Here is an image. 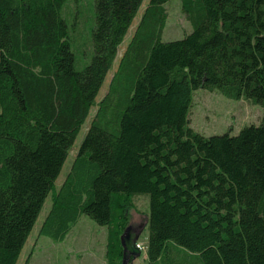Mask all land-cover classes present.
<instances>
[{
  "label": "trees",
  "instance_id": "1",
  "mask_svg": "<svg viewBox=\"0 0 264 264\" xmlns=\"http://www.w3.org/2000/svg\"><path fill=\"white\" fill-rule=\"evenodd\" d=\"M67 1L0 0V264L18 263L50 194L40 236L64 240L85 214L107 227V264H122L125 211L142 194L150 262L170 243L203 264H264V112L236 135L190 126L199 88L264 109V0H182L193 30L174 41L162 40L169 0H149L99 103L144 0H94L82 69Z\"/></svg>",
  "mask_w": 264,
  "mask_h": 264
},
{
  "label": "rangeland",
  "instance_id": "2",
  "mask_svg": "<svg viewBox=\"0 0 264 264\" xmlns=\"http://www.w3.org/2000/svg\"><path fill=\"white\" fill-rule=\"evenodd\" d=\"M148 2L149 0L143 1L119 50L115 64L109 72L103 88L97 97V103H99L107 93L110 80L116 71L119 58L132 38ZM165 7L167 21L162 34L163 41L179 40L184 38L186 34L192 32L193 26L182 10V0H169L165 4ZM63 14L70 29V36L72 39L71 45L76 55L77 68L82 69L90 63L93 56L90 34L92 26L94 25V0H68ZM96 110L97 108L95 106L91 111L89 119L82 126L75 145L70 151L62 172L55 183V190H58L65 181ZM263 112L264 109L262 106L253 104L246 99H232L219 91H209L199 88L193 94L190 126L204 136L221 135L225 133L236 135L245 126L259 124ZM132 202L133 204L127 207L125 211V214L127 213L126 215L129 217L127 226L133 225L135 231H139L140 226H143L140 240L138 241L146 245L149 235V225L147 221L150 211L149 196L146 194L137 195V197L133 198ZM51 206L52 194L47 198L39 219L17 264H25L29 256H31L30 260H32L30 264H77L81 260H87V262H106V260L98 254L99 251L97 250L100 249V252L105 250L106 241L103 237L107 227L97 224L85 214L79 215L74 222H68L70 229L64 240L56 241L52 237L40 236V227L49 213ZM99 243H101V245ZM146 250L147 248L142 251L141 256L135 260L134 264H203L199 254H193L185 248L175 244L169 243L162 257L155 262H150L148 260ZM120 261L122 262L123 258Z\"/></svg>",
  "mask_w": 264,
  "mask_h": 264
},
{
  "label": "water",
  "instance_id": "3",
  "mask_svg": "<svg viewBox=\"0 0 264 264\" xmlns=\"http://www.w3.org/2000/svg\"><path fill=\"white\" fill-rule=\"evenodd\" d=\"M148 221V218H147ZM143 226H140L139 231H135L133 225H128L121 235V245L123 247V264H128L131 257L139 258L142 251L136 247L141 230Z\"/></svg>",
  "mask_w": 264,
  "mask_h": 264
},
{
  "label": "crops",
  "instance_id": "4",
  "mask_svg": "<svg viewBox=\"0 0 264 264\" xmlns=\"http://www.w3.org/2000/svg\"><path fill=\"white\" fill-rule=\"evenodd\" d=\"M108 232V230L106 229L105 231H104V237L103 238H105V241H106V244H107V232ZM41 237H44V236H41ZM139 240H140V238H139ZM100 245H101V243H99ZM106 244H105V250L103 251V252H100L101 250L100 249H98L97 251H99V255H101L105 260H106V262L105 261H103V262H98V261H93V262H87V260H81L80 262H78L77 264H107V259H106V251H107V249H106ZM22 256V255H21ZM30 261H32V260H30ZM31 262H29V264H30Z\"/></svg>",
  "mask_w": 264,
  "mask_h": 264
},
{
  "label": "built area",
  "instance_id": "5",
  "mask_svg": "<svg viewBox=\"0 0 264 264\" xmlns=\"http://www.w3.org/2000/svg\"><path fill=\"white\" fill-rule=\"evenodd\" d=\"M136 247L138 249H140L141 251H144L146 248V245H143L142 243H140L139 241L136 243Z\"/></svg>",
  "mask_w": 264,
  "mask_h": 264
}]
</instances>
